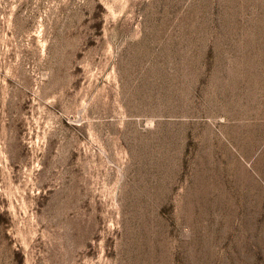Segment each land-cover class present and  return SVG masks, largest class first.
Returning <instances> with one entry per match:
<instances>
[{
    "label": "rangeland",
    "instance_id": "374dc122",
    "mask_svg": "<svg viewBox=\"0 0 264 264\" xmlns=\"http://www.w3.org/2000/svg\"><path fill=\"white\" fill-rule=\"evenodd\" d=\"M0 264H264V0H0Z\"/></svg>",
    "mask_w": 264,
    "mask_h": 264
}]
</instances>
